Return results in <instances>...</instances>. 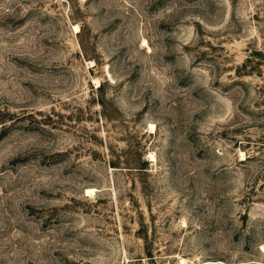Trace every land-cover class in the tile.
Returning a JSON list of instances; mask_svg holds the SVG:
<instances>
[{
	"label": "rangeland",
	"instance_id": "obj_1",
	"mask_svg": "<svg viewBox=\"0 0 264 264\" xmlns=\"http://www.w3.org/2000/svg\"><path fill=\"white\" fill-rule=\"evenodd\" d=\"M0 264H264V0H0Z\"/></svg>",
	"mask_w": 264,
	"mask_h": 264
}]
</instances>
